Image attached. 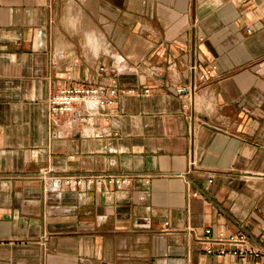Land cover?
<instances>
[{"label":"crops","instance_id":"0c3cea01","mask_svg":"<svg viewBox=\"0 0 264 264\" xmlns=\"http://www.w3.org/2000/svg\"><path fill=\"white\" fill-rule=\"evenodd\" d=\"M73 83L127 92L54 138ZM0 264H264V0H0Z\"/></svg>","mask_w":264,"mask_h":264},{"label":"built area","instance_id":"2783aa9c","mask_svg":"<svg viewBox=\"0 0 264 264\" xmlns=\"http://www.w3.org/2000/svg\"><path fill=\"white\" fill-rule=\"evenodd\" d=\"M251 31V29H248V32ZM192 69H195V67H192ZM175 91L181 98L185 99L186 103H191L195 98L197 86L194 83L179 85L175 88ZM126 92V90H120L117 87L90 83H73L53 90L48 100L49 121L57 129L53 133V137H61L65 133L88 123L92 120L97 109L113 105L119 95ZM128 92L133 91L129 90ZM107 180L115 183L127 181L118 177L110 179L104 177H69L59 180L58 184L61 187L67 186L74 189L84 185L99 186ZM211 233V229H207L205 231L206 237L201 240L203 250L207 255L250 256L255 258L263 256V251L256 248L251 239L245 234L225 235L219 233L212 236Z\"/></svg>","mask_w":264,"mask_h":264}]
</instances>
